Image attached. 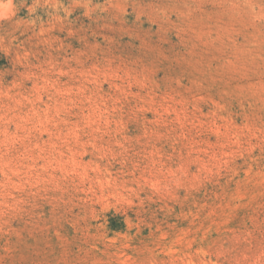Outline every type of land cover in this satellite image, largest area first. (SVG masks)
<instances>
[{"label": "rangeland", "instance_id": "1", "mask_svg": "<svg viewBox=\"0 0 264 264\" xmlns=\"http://www.w3.org/2000/svg\"><path fill=\"white\" fill-rule=\"evenodd\" d=\"M0 264H264V0H0Z\"/></svg>", "mask_w": 264, "mask_h": 264}]
</instances>
